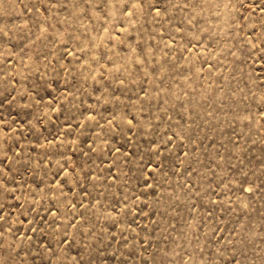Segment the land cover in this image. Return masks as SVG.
<instances>
[{
  "label": "rangeland",
  "instance_id": "374dc122",
  "mask_svg": "<svg viewBox=\"0 0 264 264\" xmlns=\"http://www.w3.org/2000/svg\"><path fill=\"white\" fill-rule=\"evenodd\" d=\"M0 264H264V0H0Z\"/></svg>",
  "mask_w": 264,
  "mask_h": 264
}]
</instances>
